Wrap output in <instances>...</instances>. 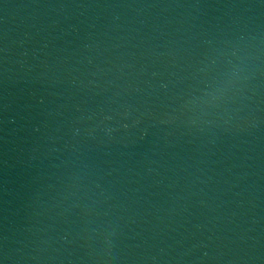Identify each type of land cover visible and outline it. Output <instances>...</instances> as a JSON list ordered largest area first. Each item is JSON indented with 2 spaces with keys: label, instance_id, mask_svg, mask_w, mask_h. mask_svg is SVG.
<instances>
[{
  "label": "water",
  "instance_id": "1",
  "mask_svg": "<svg viewBox=\"0 0 264 264\" xmlns=\"http://www.w3.org/2000/svg\"><path fill=\"white\" fill-rule=\"evenodd\" d=\"M0 264H264V0H0Z\"/></svg>",
  "mask_w": 264,
  "mask_h": 264
}]
</instances>
